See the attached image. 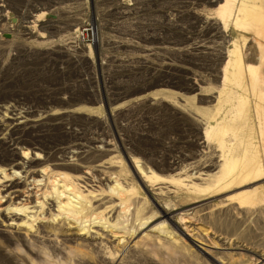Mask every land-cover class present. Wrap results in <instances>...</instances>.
Returning <instances> with one entry per match:
<instances>
[{"label":"rangeland","instance_id":"rangeland-1","mask_svg":"<svg viewBox=\"0 0 264 264\" xmlns=\"http://www.w3.org/2000/svg\"><path fill=\"white\" fill-rule=\"evenodd\" d=\"M223 3L0 0V264H264V202L200 201L190 189L240 156L246 132L259 142L264 43L224 21ZM237 51L257 68L255 94L247 71L235 79ZM56 173L82 190L65 193L72 220L55 211ZM12 181L32 195L15 197ZM181 198L221 202L176 222L188 238L168 220L146 227ZM23 203L32 212L13 215Z\"/></svg>","mask_w":264,"mask_h":264},{"label":"bare ground","instance_id":"bare-ground-1","mask_svg":"<svg viewBox=\"0 0 264 264\" xmlns=\"http://www.w3.org/2000/svg\"><path fill=\"white\" fill-rule=\"evenodd\" d=\"M232 1L233 0H224V3L219 7L218 12L221 18L224 21H227L229 18L233 17L237 22H245L264 43V0H242L235 14L232 12ZM244 1L247 4L244 3ZM33 27L34 25L31 28ZM258 59L264 64V46L260 47L259 49ZM234 65L236 67V81H239L241 75L245 71H247V81L250 90L253 94H255L257 68L251 64H244L239 51H237L236 53ZM257 96H260L261 101H264V93L262 91H259ZM254 116L255 121H257V124L260 128L258 130V144H256L255 141H252L253 135L246 132L244 137L241 138L242 149L239 157H224L223 163L219 165V169L215 172V174L211 176L210 183H207L205 186H201L200 184H193L190 188L191 191L195 192L196 194L206 195L205 198H202V200L200 201L207 200L209 198H213L227 192H231L221 199H229L232 201V203H236L239 206L256 205L258 203L264 202V144L262 143V139H264V110L263 112H259L258 109V111L255 112ZM241 126H243L242 123ZM26 155V151H23L21 153V156L23 158ZM35 156L36 158H38L37 154ZM17 165L18 163L14 164V166ZM133 168L135 169L137 179L140 181L141 185L146 188L144 181H146L145 178L149 177L147 175L148 172H146L140 166L137 160H133ZM4 171V169L1 170V172ZM14 172L15 171H13L12 173ZM46 173L47 168H42L41 174ZM2 178L5 179V177ZM39 181L40 180L35 179L32 180L33 184H36ZM48 184L56 189L60 187V190H57V194L58 199H60V203H63V205H59V209H61L60 211L59 209H55V211L61 215L65 214L66 219L72 220L74 218V214L72 211L77 210L70 206L71 204L70 202H68V200H66L67 197L65 196V193H71L80 196L82 194V190H80L76 184L72 183V177L65 173H56L52 175L51 179L48 181ZM6 187L8 189H12L11 193L14 194L15 197H28L32 195V192L21 189L18 182L12 181L8 185H6ZM110 191H116L123 202L127 200V192L124 189L120 188L117 183H114L112 186H110ZM221 199H218V201L217 199H214L213 201H206L200 204H195L196 202L191 201L187 204V208H184V205H182V198L176 203L167 204L164 207H162L161 205H157V208L159 210L158 216H160V218H164H161L155 224L147 225L146 227H150L151 229L164 228L167 226V224H169L167 223L168 220L171 223L172 227L176 229L181 236L188 238L190 237V234L186 232L183 227H179L176 222L178 220H183V217H189V215L192 213V211L189 209H192L198 205H205L208 202L210 203V205L214 204V202L216 201L221 202ZM1 205L2 200L0 199V207ZM35 207L36 205H33L31 208ZM28 208L29 206H27L25 203H23L19 207L16 206L14 207V210L16 212L13 215H20L24 212H32L31 210H28ZM48 208L49 211L54 210L51 204H49ZM18 211H20L21 213L18 214ZM70 216H72L73 218ZM210 245L212 246V243Z\"/></svg>","mask_w":264,"mask_h":264}]
</instances>
